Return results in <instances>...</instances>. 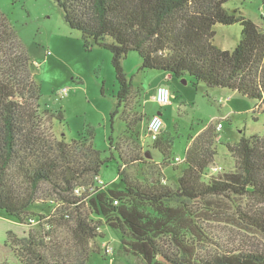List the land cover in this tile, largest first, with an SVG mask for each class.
I'll use <instances>...</instances> for the list:
<instances>
[{
  "label": "trees",
  "instance_id": "obj_1",
  "mask_svg": "<svg viewBox=\"0 0 264 264\" xmlns=\"http://www.w3.org/2000/svg\"><path fill=\"white\" fill-rule=\"evenodd\" d=\"M227 1L56 0L65 23L80 32L85 50L98 46L111 53L117 84L111 119L124 105L128 129L123 138L141 150L126 159L117 145L123 189L105 186L94 192L85 186L93 184L114 157H102L90 133L66 141L47 132L42 115L48 121L53 114H41L40 85L31 59L0 12V210L28 226L22 237L7 233L21 264H87L88 244L99 237L101 225L118 230L125 250L146 264H264V252L258 250L200 257L185 238L198 229V220H209L200 210L206 204L222 218L214 210L222 211V200H232V217L264 237V134L227 143L233 159L227 169L215 162L217 129L209 125L186 148L181 161L185 167L173 185H166L163 177L140 180L124 169L128 162L161 169L166 163H180L169 159V141L159 137L149 145L135 132L136 121L143 123L147 116L130 115L138 93L132 95L136 90L122 62L131 51L139 55L142 70L188 76L196 87L203 83L236 91L256 100L255 110L264 113V15L256 23L238 9H225ZM215 24L240 25L239 40L231 50L214 44ZM55 117L62 120L61 113ZM144 135L148 137L147 127ZM152 148L164 155L162 163L145 158ZM216 166L222 169L213 171ZM234 200H251L255 207L246 210ZM34 203L47 208L32 211Z\"/></svg>",
  "mask_w": 264,
  "mask_h": 264
},
{
  "label": "rangeland",
  "instance_id": "obj_2",
  "mask_svg": "<svg viewBox=\"0 0 264 264\" xmlns=\"http://www.w3.org/2000/svg\"><path fill=\"white\" fill-rule=\"evenodd\" d=\"M224 8L238 9L256 23L263 20L262 0H229ZM0 12L15 30L31 59L34 79L40 85L41 114H53L52 120L48 121L42 115L47 132L55 139L64 138L66 141L76 139L79 133H90L92 145L101 152L102 157H114L101 168L98 177L107 188L122 190L123 183L118 175L121 162L116 146L126 159L132 153H141V150L131 140L123 138L128 129L123 118L127 114L124 105L118 108V113L111 119L117 104V84L111 66V53L98 46L85 50L80 32L65 23L56 0H0ZM240 28L239 24H215L214 44L220 49L231 50L239 40ZM140 65L141 59L133 51L122 62L127 78L131 79L137 91L132 95L136 97L138 93V101L130 115L147 116L143 123L136 121L134 129L144 142L151 145L152 141L144 135L147 121L151 113L160 111L162 141L171 143L167 151L169 159L183 160L192 139L209 125L216 127L220 123L221 128L216 130L215 162L229 169L233 159L226 144L237 143L243 135L264 134V113L255 110L256 100L236 91L207 87L203 83L196 87L188 76L176 78L162 70H142ZM160 85L167 86L171 92L170 104L167 106H160L153 99ZM64 88H67L66 95L60 94ZM227 98L223 104L221 100ZM57 113L62 114L61 121L56 119ZM150 150V159L162 163L164 155L157 149ZM128 163L124 169L131 176L140 180L163 177L167 180L166 185L176 183L185 167L183 162L176 165L166 163L162 169L157 164L145 163L140 168L135 162ZM234 201H240V207L246 210L255 207L251 200ZM221 202L222 211L214 207V210L222 213L221 219H217L219 215H214L215 211L208 210L207 204L205 209H200L201 212H207L209 220H198V229L194 228L189 234L190 238L185 236L193 243V252L200 257L235 251L264 252V237L246 227L239 218L232 217L234 202ZM194 206L200 204L195 203ZM46 208L47 204L40 203L31 206L32 211ZM27 229L28 226L21 225L16 218L0 210V261L21 264L8 244L7 233L12 231L22 237ZM98 234L99 237L88 244L87 264H146L142 258L125 250L127 246L121 243L118 230L101 225ZM169 243L172 245V241ZM106 246L110 251L102 252Z\"/></svg>",
  "mask_w": 264,
  "mask_h": 264
},
{
  "label": "built area",
  "instance_id": "obj_3",
  "mask_svg": "<svg viewBox=\"0 0 264 264\" xmlns=\"http://www.w3.org/2000/svg\"><path fill=\"white\" fill-rule=\"evenodd\" d=\"M264 13V12H263ZM262 13V15H264ZM67 93V88H64L61 90L60 94L62 95H66ZM170 98H171V92L169 90V88L165 85H160L157 87L155 94H154V101L159 104L160 106H165L167 104L170 103ZM227 99L221 100L223 101V104L225 103V101H227ZM221 128V124L218 123L216 125V129H220ZM162 130V120L160 118V116L158 114H152L147 122V131H148V138L150 141L154 142L155 140H157L160 136ZM182 160L179 158H175V162H181ZM222 168L220 166H216L213 168V171H218L221 170ZM165 180H163L164 182ZM105 187V182L100 179L98 176L95 177L94 183L93 184H88L85 186V190H87L88 192H94L97 188H104ZM84 189H76L75 192L76 193H80V191H83ZM117 201H115L116 203ZM104 251L107 253V251H110L109 247H104Z\"/></svg>",
  "mask_w": 264,
  "mask_h": 264
},
{
  "label": "crops",
  "instance_id": "obj_4",
  "mask_svg": "<svg viewBox=\"0 0 264 264\" xmlns=\"http://www.w3.org/2000/svg\"><path fill=\"white\" fill-rule=\"evenodd\" d=\"M169 77H170V76H169ZM153 99H154V94H153ZM169 104H170V103H169ZM169 104H167V105H169ZM167 105H165V106H167ZM158 112L161 114L160 111H157V112L151 113V115H152V114H157ZM160 114H158V115H160ZM151 115H150V116H151ZM159 137H161V133H160V136H159ZM161 138H162V137H161Z\"/></svg>",
  "mask_w": 264,
  "mask_h": 264
},
{
  "label": "water",
  "instance_id": "obj_5",
  "mask_svg": "<svg viewBox=\"0 0 264 264\" xmlns=\"http://www.w3.org/2000/svg\"><path fill=\"white\" fill-rule=\"evenodd\" d=\"M157 114H160V113L158 112ZM146 157L149 158V159L151 158V156L149 154H147V153H146Z\"/></svg>",
  "mask_w": 264,
  "mask_h": 264
}]
</instances>
